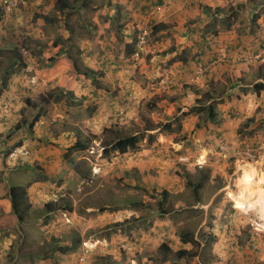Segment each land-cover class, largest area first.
Returning <instances> with one entry per match:
<instances>
[{"label": "rangeland", "instance_id": "1", "mask_svg": "<svg viewBox=\"0 0 264 264\" xmlns=\"http://www.w3.org/2000/svg\"><path fill=\"white\" fill-rule=\"evenodd\" d=\"M100 1L96 0L97 4ZM200 4L217 31L234 30L239 35L242 51L238 58L241 61L264 62V59H254V54L264 46V0H217L211 6ZM0 11V82H4L3 86L0 83L1 166L6 169V179L8 177L12 183L18 179L43 184L39 189L43 196L35 201L27 197L30 208L23 214V223L26 219H41L37 225L39 233L33 235L28 231L30 236L26 233L28 238L18 248L27 259L45 257L50 264H81L78 255L83 242L92 241L93 251L82 264H134L131 261L136 264H196L198 261L194 259L202 263L201 259L234 252L233 246H240L238 231L242 232L243 245L250 235L264 242L263 210L256 206L244 212L235 202L241 184L250 183L264 192V173L258 175L255 167L249 164L242 166V173L237 172L233 159L218 150L217 136L213 145L208 142V157L192 145L184 144L183 148L180 145L174 149L188 137L185 133L177 136L175 120H172L175 137L165 133L162 125L156 127L160 130L158 133H148L155 128L154 123L158 124L153 115L160 111L151 103L140 105L139 118L135 115L125 118L116 114L118 111L111 113L109 117L112 118L108 119L93 117L96 105L84 88L68 87L67 83L64 87L57 86L56 82L44 83L48 75L43 69L53 67L58 61L54 55L58 45L66 49V56L80 58L86 36L74 38L83 34L79 24L69 22L64 32L55 21L37 23L31 20V8L26 9L21 0L14 1L10 9L0 6ZM17 11H21L26 20L14 22L13 14ZM139 32L136 30L132 34L134 45ZM99 41L102 42L96 46L105 53L104 42L108 41ZM255 46L258 47L253 52ZM79 66L84 71L80 61ZM247 78L248 82L252 77ZM102 82L107 83L106 80ZM98 86L110 95L108 98L117 92L107 93L106 87ZM55 88L62 94L72 93L69 102L65 104L64 99L51 101L44 108L50 116L45 114L40 119L42 125L40 121L30 125L36 110L27 107L24 100H33ZM252 91L256 94L254 89ZM203 117L201 124L205 120ZM251 120L254 121V117ZM258 125L257 132L254 124L244 135L250 139L254 136L256 140L264 139V122ZM133 134L142 136L135 153L122 156L116 151L105 153L104 149L108 150L116 137ZM158 134L167 140H156ZM247 141L256 144L254 139ZM180 157H187L189 161L180 162ZM201 179L203 185L197 188ZM163 191L168 195L162 205L166 213L158 210ZM48 202H55V207H71L73 211L46 213L43 205ZM124 220L128 223L114 226ZM238 225L242 226L239 230ZM183 232L192 233L194 243L183 244L179 237ZM223 239L230 244L229 249H222ZM167 241L171 252L159 248ZM179 249L191 250L197 258L178 261L174 252ZM63 250L68 251L62 254Z\"/></svg>", "mask_w": 264, "mask_h": 264}, {"label": "crops", "instance_id": "2", "mask_svg": "<svg viewBox=\"0 0 264 264\" xmlns=\"http://www.w3.org/2000/svg\"><path fill=\"white\" fill-rule=\"evenodd\" d=\"M21 2L26 9L31 8V20L42 24L55 21L64 32L66 24L76 22L83 34L75 35L74 38L81 39L86 36L85 44L80 49V58L74 59L79 68L80 61L83 70L89 69L91 73L89 74L88 70V75L84 76L76 72L69 59L71 56H66V49L58 45L54 54L58 61L53 67L47 65L49 68L43 69L48 75L44 81L46 85L56 82L59 87H64L67 83L68 87L72 85L76 88L79 85V89L84 88L90 101L96 105L93 117L98 119L112 118L109 116L115 111L125 118L134 115L139 118V108L144 102L158 106L160 111L153 115V119L158 123H154V129L178 119L180 125L176 129L177 136L184 133L188 136L182 138L184 142H180L174 149L180 145L183 148L184 144L192 145L199 148V152L204 151L208 157V142L213 145L216 136L219 138L217 146L221 141L231 147L258 145L263 151L254 167L258 175L259 172L264 173V139L256 140L254 136L252 139L255 144L248 142L247 140L252 139L244 135L254 128V124L257 125V132L258 124L264 122V90L260 91L258 96L252 94L253 86L263 82L258 66L261 69L264 62L250 64L241 61L238 58L240 50L242 51L239 35L234 30L217 31L214 24H210L208 14L204 13L205 9L200 3L211 6L216 4L217 0H101L99 4L96 0ZM13 16L14 22L26 20L21 11L15 12ZM214 22L215 20L212 23ZM141 29H146L149 33L148 50L135 62V59L129 58L133 49L128 46L134 47L132 34ZM64 38L67 39L68 35H64ZM99 40L108 41L104 42L105 53L100 52L96 46L102 42ZM257 47L255 46L253 52ZM126 68H129L127 73ZM247 76L252 77L248 82ZM103 80L107 81L105 85ZM98 85L106 87L107 93L114 90L117 92L114 97L108 98L110 95L101 91ZM85 92L82 94L86 95ZM211 103L215 105L213 121L208 120L207 112ZM192 108L205 109L193 112ZM201 117L205 119L202 124ZM253 117L254 121L251 120ZM40 119L37 122L40 121L42 125ZM171 125L174 128V123ZM153 130H148V133L155 134L160 131ZM176 130H168L165 133H171L175 137ZM75 133L79 134V131L76 130ZM172 136L169 139H172ZM153 138L155 139H151ZM160 138L167 140L165 136L158 134L156 140L160 141ZM248 163L232 160L233 167L239 173L242 172V166ZM1 164L0 159V264H50L48 259L44 260L45 257L29 260L24 252L18 251L28 238L26 235L30 236L28 231H32L33 235L39 233L37 225L41 219H26V223L30 224L26 226V223H23L24 217L23 221L19 222L17 215L12 211L9 197L10 187H23L26 196L35 201L43 196L39 190L43 184L36 180L25 182L18 179L12 183L11 179H6V169ZM241 227L238 225V230ZM236 234L239 236L240 246L234 241V252L220 254L217 258L201 259L202 263L194 259L198 261L195 263L264 264V242L255 235H250L246 245H243L242 232L238 231ZM221 247L229 249L230 244L223 239ZM3 254L6 256L2 257ZM131 262L136 264L135 261Z\"/></svg>", "mask_w": 264, "mask_h": 264}, {"label": "trees", "instance_id": "3", "mask_svg": "<svg viewBox=\"0 0 264 264\" xmlns=\"http://www.w3.org/2000/svg\"><path fill=\"white\" fill-rule=\"evenodd\" d=\"M128 47L130 49H133V50L130 51L131 54H132L134 52L135 45H134V47H133V45H130ZM129 48H128V50H129ZM69 59L72 62L73 67L76 70V72H78L80 74L82 73L84 75H88V70L85 69L84 71H81L79 69V67H78L77 61L74 58L69 57ZM259 73H260L259 74L260 78H261V80L263 82H258V83H256L253 86V89L256 92V94H259L260 91L264 90V69L263 68L259 69ZM0 83L3 86L4 82L1 81ZM63 94H66V95L63 96ZM63 94H62V92L58 91L57 88H55L53 91H48V92L40 95L38 98H35L33 100H31V99L24 100L25 101V105L27 107H29L33 111L36 110L35 116L33 117L30 125H32V123L35 124L40 118H42L45 114H47V112L45 113L44 108H46V106L49 105V103L51 101L59 102L62 99H64V103L67 104L69 102V99L73 95L72 93H63ZM214 106H215L214 103H211L207 107L208 119L210 121H213L214 118H215ZM204 109L205 108H192V111L193 112H195V111L199 112V111L204 110ZM184 115L185 114H183V116ZM175 121L177 122L175 124L178 125V127H179V125H180L179 120L176 119ZM171 124L172 123H166L165 125H162V128L164 130H166V131L172 130L174 128H172ZM141 139H142V136H138V135H127V136H123V137L122 136L116 137L115 140L110 143V145L108 147L109 149L108 150L104 149V151H105V153H108V152H111V151H116V153L118 155H121V156L124 155V154H129V153L135 152L138 149V143H139V141ZM80 145H82V144H80ZM198 169H201V167H199ZM178 175H180V174H178ZM188 177H189V175H188ZM203 181L204 180L201 179L198 182V184L196 185L197 188L201 187L203 185ZM9 193H10L9 197H10V200H11L12 211H13V213L15 215H17L18 221L22 222L23 221V217H24L23 216L24 212L28 211L29 208H30L29 204H27L28 202H27L26 191H25V189L23 187H16L15 186V187H10ZM167 196H168L167 192H165V191H163L160 194V197H161L162 201H159L158 210L161 213H166V210H164L162 208V205H163V201L167 198ZM133 205L136 206V204H133ZM55 206H56L55 202H48V203L44 204L43 208L45 209L44 211L46 213L47 212L51 213V212H53L55 210L66 211V212H72L73 211V209L71 207L65 208V207H61V206L60 207H55ZM124 223H128V220H124L120 224L119 223L118 224L115 223L114 226H121ZM179 237H180V241L183 244L190 243V242L194 243V241H195L194 238H193V234L189 233V232L180 233ZM75 247H76V245L74 246V249H75ZM159 248L164 250V251H170L171 252V250L168 247V241L161 243ZM68 250H70V248H68ZM67 251L63 250V251H61V253L63 254L65 252H67ZM174 254H175L176 260H178V261H181V260H186L187 261L189 258H193V257L196 256L195 252H192L191 250H187V249H179V250L175 251Z\"/></svg>", "mask_w": 264, "mask_h": 264}, {"label": "built area", "instance_id": "4", "mask_svg": "<svg viewBox=\"0 0 264 264\" xmlns=\"http://www.w3.org/2000/svg\"><path fill=\"white\" fill-rule=\"evenodd\" d=\"M14 5L13 0H0V6L3 8H11ZM149 44V33L146 29H141L140 32L136 36L135 40V49L132 55L129 57L130 59H137L139 58L142 54H144L148 48ZM254 59H264V46H262L258 52L254 54ZM125 72H129V68H126ZM218 150L220 151L221 154L223 155H228L230 156L234 161H239V162H249L250 164L255 165L258 160L261 157V151L262 149L257 145H244L241 147H234L230 146L226 142L221 141L218 145ZM25 155H28V152H24ZM197 163L200 159L196 158L195 159ZM179 161H183V163H187L189 159L187 157H180ZM91 245H95L92 241H84L83 246L80 250V253L78 255V261L79 263H84L86 261L87 256H89L93 248H91ZM95 248V246H94Z\"/></svg>", "mask_w": 264, "mask_h": 264}, {"label": "bare ground", "instance_id": "5", "mask_svg": "<svg viewBox=\"0 0 264 264\" xmlns=\"http://www.w3.org/2000/svg\"><path fill=\"white\" fill-rule=\"evenodd\" d=\"M248 164L254 167L253 164ZM252 174L255 176L254 173ZM239 187L242 189L235 195L238 208L246 212L247 210L252 211L258 206L264 212V192L250 183L241 184Z\"/></svg>", "mask_w": 264, "mask_h": 264}, {"label": "clouds", "instance_id": "6", "mask_svg": "<svg viewBox=\"0 0 264 264\" xmlns=\"http://www.w3.org/2000/svg\"><path fill=\"white\" fill-rule=\"evenodd\" d=\"M242 173V172H241Z\"/></svg>", "mask_w": 264, "mask_h": 264}]
</instances>
